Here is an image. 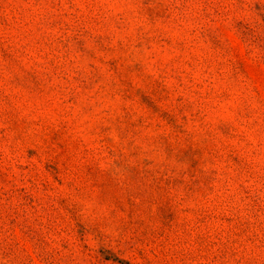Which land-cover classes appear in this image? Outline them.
I'll return each instance as SVG.
<instances>
[{
  "label": "rangeland",
  "instance_id": "1",
  "mask_svg": "<svg viewBox=\"0 0 264 264\" xmlns=\"http://www.w3.org/2000/svg\"><path fill=\"white\" fill-rule=\"evenodd\" d=\"M0 264H264V0H0Z\"/></svg>",
  "mask_w": 264,
  "mask_h": 264
}]
</instances>
